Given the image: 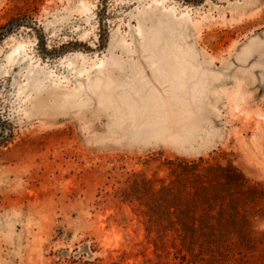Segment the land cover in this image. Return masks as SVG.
I'll return each mask as SVG.
<instances>
[{
  "label": "rangeland",
  "instance_id": "rangeland-1",
  "mask_svg": "<svg viewBox=\"0 0 264 264\" xmlns=\"http://www.w3.org/2000/svg\"><path fill=\"white\" fill-rule=\"evenodd\" d=\"M0 264H264V0H0Z\"/></svg>",
  "mask_w": 264,
  "mask_h": 264
},
{
  "label": "water",
  "instance_id": "water-1",
  "mask_svg": "<svg viewBox=\"0 0 264 264\" xmlns=\"http://www.w3.org/2000/svg\"><path fill=\"white\" fill-rule=\"evenodd\" d=\"M7 29H8V28H6V29H4L3 31H1V32H0V36H1V35H4L5 32H7Z\"/></svg>",
  "mask_w": 264,
  "mask_h": 264
}]
</instances>
